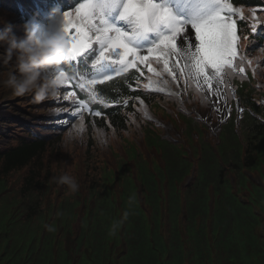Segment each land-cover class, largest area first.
<instances>
[{"label": "trees", "instance_id": "obj_1", "mask_svg": "<svg viewBox=\"0 0 264 264\" xmlns=\"http://www.w3.org/2000/svg\"><path fill=\"white\" fill-rule=\"evenodd\" d=\"M81 1L55 0V3L49 0V13L54 14L55 9L57 12L72 9L71 5L75 6ZM232 1L235 3V0ZM20 4L28 18L35 21L41 17L32 0H20ZM239 5L243 8H264V0H242ZM260 40L261 37L256 39ZM263 58L262 53L255 57L258 66L264 63ZM70 67L72 65L67 67L69 72ZM136 77L134 69L123 79L116 78L105 89V104L115 102L118 96H127L131 92V86L126 82L132 83ZM101 87L103 86L98 85V90ZM190 89L196 91L194 85ZM76 90L82 100L88 101L86 93L77 88ZM199 95L203 98L200 93ZM130 101L131 99L126 105L120 104L109 111V122L116 127L115 131H110L109 124L104 120L105 106L99 103V98L97 102L90 104L101 115L95 116L91 112L83 115L86 144L82 158L86 174L85 186L87 190H91V194L87 196L90 210L83 216V224L78 230L74 226L75 220L69 222L66 217L69 211H75L73 198L64 199L60 193L56 204L51 203L52 196L47 201L43 200V193L55 188L58 174L56 166L43 169V166L49 165L51 146L60 148V165L72 163L73 158V169L75 168L74 133L71 132L68 136L66 131L41 128L35 135L30 133L20 137L14 144H9L0 151L1 172L5 175L17 173L21 180L19 187L14 188L15 182L0 179V264H264V237L254 230L260 224V218L253 213L250 202L242 204L229 188L223 189L227 182V168L232 167L239 172L241 163L254 165L258 155H264V124L255 119L246 122V128H253V131L248 133L244 145L234 139L225 143L229 148L225 151L222 163L215 157L199 161L203 178L199 180L196 177L190 185L189 192L199 191L195 198L196 204L187 200L186 242L182 241L183 234L178 229L176 215H172L174 209L169 210L168 236L163 238L158 232L157 224L153 229L148 227L147 217L138 199L135 196L131 198L125 192L121 198L131 201L127 224L119 235L112 230L116 216L113 213L114 205L108 198L112 191L110 156L116 159L121 173L129 170L126 160L116 150L115 141L128 143L129 149H126L129 154L143 161L130 138V123L133 120L142 122L138 113L132 110ZM227 126L230 125L224 127ZM98 127L105 129L106 137L103 140L96 139L92 134L93 129ZM247 132L248 129L245 133ZM46 133L50 134L44 136ZM154 138V132L149 130L146 133L147 141L154 142ZM107 140L111 141L109 145H106ZM240 147L244 148L242 158L239 156ZM165 156L169 173L174 175L179 170V153L174 152L175 161L171 164L167 152ZM211 180L215 182L219 193L214 202L211 233L208 234L204 189ZM156 198L155 192H150L149 199ZM198 212L202 218L196 228L194 217ZM35 219L47 223L41 235L38 232L40 223L33 225ZM113 234L115 238L110 243L109 239Z\"/></svg>", "mask_w": 264, "mask_h": 264}, {"label": "snow or ice", "instance_id": "obj_2", "mask_svg": "<svg viewBox=\"0 0 264 264\" xmlns=\"http://www.w3.org/2000/svg\"><path fill=\"white\" fill-rule=\"evenodd\" d=\"M256 11L253 8L245 15L244 8L234 7L232 0H82L63 13L68 55L53 71L68 76L62 85L65 91L55 97L56 103L67 101L68 106L55 108L53 113L70 112L83 120L81 109L86 110L87 103L75 91H68V85L86 93L88 103L99 98L107 107L105 89L131 69L142 72L140 66H144L156 77H149L145 89L182 97L194 85L212 110L221 114V121L225 113L231 114L230 96L237 99L242 115L245 109L232 80L245 78L244 65L252 64L245 44L249 52L255 50L256 34L264 33V18L257 20ZM70 65L78 69L71 76L65 71ZM165 74L173 82L182 79V89L173 92ZM98 85L103 87L98 90ZM115 102L127 104V100ZM144 115L151 119L146 111Z\"/></svg>", "mask_w": 264, "mask_h": 264}, {"label": "rangeland", "instance_id": "obj_3", "mask_svg": "<svg viewBox=\"0 0 264 264\" xmlns=\"http://www.w3.org/2000/svg\"><path fill=\"white\" fill-rule=\"evenodd\" d=\"M7 2L10 4V7H15L14 3L12 0H7ZM82 2V1H81ZM78 5V4H77ZM75 5L73 9L77 6ZM16 9V7H15ZM264 9V8H261ZM17 10V9H16ZM246 11L247 9L244 8ZM68 11V9L64 10L62 13V18L63 19V13ZM260 12V10L258 11ZM61 13H57V15L53 18H51L50 24H49V29L46 28V23L40 22V28L43 30H48V31H58L62 30V27L60 26L58 21H55L54 19L60 15ZM20 12L17 10L16 15H19ZM4 16L2 13H0V19L3 18ZM60 20V21H61ZM52 23L53 27H60L57 30H53L50 28V25ZM259 35L262 36V40L257 44L254 45L253 48L255 50L249 52V48L245 47L244 51L251 57L252 59V68L256 66L253 55L254 52L257 50L264 48V33L259 32ZM2 46H0V52H2ZM141 67V66H140ZM153 68H159V65L153 64ZM4 70V65L2 62H0V71ZM133 69L129 71V73L132 72ZM52 72H54L52 70ZM148 72V71H147ZM51 74V72L49 73ZM262 76V74H261ZM264 76L259 77L256 76V78L263 79ZM232 83L236 85V92L238 95H241L243 98L247 100V107L251 112H255L258 110L257 106L252 102L251 98L252 97H261L264 99V92L257 90L253 85H248L245 83L244 79H241L240 76H236L233 78ZM70 85H68L67 88H69ZM1 90H3V95L0 96V107L2 108L1 112H4L9 115L7 116L8 118H11L13 123L9 124V126H3L2 121H0V151L3 150L7 145L9 144H14L20 137H25L27 134H30L31 130H34L35 132H39V130L44 128L45 126H49L51 128L54 127L56 130L59 125L62 123H58L59 121H67L68 116H63V114H54L53 109L55 108L54 105L56 104V100L52 99L51 96L48 98L49 102L42 104V101L37 103L33 99V95L30 94V97L27 95H23V97H18L16 99L12 98L11 94V89L5 88L1 86ZM65 88L61 87L56 95L58 96L60 93L64 92ZM1 98L6 99L8 101H3ZM31 99V101H29ZM183 102L185 104L192 103L194 102L185 95L182 98ZM53 103V104H52ZM0 108V109H1ZM152 110L154 111V106H152ZM6 111V112H5ZM69 113V112H67ZM66 114V113H65ZM33 116V117H32ZM85 116V115H84ZM2 115L0 114V120L2 119ZM27 118V124L22 126L19 125L22 118ZM73 117V116H72ZM67 118V119H66ZM81 118L78 117L76 119V124L80 123ZM53 122V123H52ZM7 124L6 122H3ZM72 124V122L68 123ZM67 124V125H68ZM15 125V126H14ZM14 126V128H13ZM11 128V129H10ZM187 133L184 138L185 140L189 141V144L191 145V148L193 149L194 152H196L197 156H200V158H213L215 157L218 162L222 163L224 161V155L225 151L229 148L228 146L225 145L227 141H230L232 139L236 140L238 142V137L233 133V129L231 126L224 127L219 136L221 139V144L216 145L214 148L210 147L207 145L203 140L198 141V148H195L192 145V132H197L199 136L203 137V132L202 131H208L206 127L203 125H200L199 123H196V127L194 125V122L189 121L186 124ZM148 131H156L159 129L155 124H149L148 126ZM248 133L253 131V128H247ZM192 130V131H191ZM202 130V131H201ZM212 132V131H210ZM213 133V132H212ZM214 134V133H213ZM160 143V145L163 147L164 142L161 140L156 141V145ZM52 144V143H50ZM125 144H128L125 142ZM171 149L176 153H179V162H178V168L179 170L176 171L175 175H169L168 172L164 169H161L160 166L156 161L153 163H148V162H143L141 164L137 165V177L138 179H144L146 182V188L148 192L154 191L155 193H158L159 190H163L162 195H157V198L153 200V202L149 203L146 202L145 205L147 207V211L150 212V214L153 216L154 220H156V216L160 215L161 213V208L162 206H167L170 209H174L172 212V215H178L182 211V207H185L186 211H188V202L187 200H191L193 203L196 204V194L198 193L199 190L195 191H187L185 193H181L180 190L178 189V182L182 178V176L190 171V166L189 163L186 162L184 159L186 156L184 154V150L182 149V144L181 145H176L173 144L170 146ZM59 153H60V148H55V146H51L50 153L49 155V165L43 166V169H49L52 166L59 167ZM95 154V153H94ZM152 154V153H151ZM150 154V155H151ZM161 159L166 163L168 160L165 155L161 157ZM71 162H73V158L71 159ZM96 165V170H97V163L95 159ZM203 171V170H202ZM202 171L198 166V170L195 174V178L198 177L199 180H202ZM13 173V172H11ZM92 174H94V171H92ZM98 176V175H97ZM73 179V176L71 177ZM0 179H7L8 181L15 182L14 188H18L20 184V177H18L17 173H13L11 175H5L1 172L0 169ZM240 182H243L244 177L240 175L237 178ZM166 182H168L166 184ZM166 185V186H165ZM127 189V193L129 196L132 198V196L136 197V189L134 186V181L131 176L129 178L126 177L123 185ZM210 186L213 188V194L214 197L216 198L219 193V189L216 187L214 181H208L205 185V199L211 197L210 195ZM230 189L228 185V181L226 184L223 186V189ZM191 190V189H190ZM59 191V187L56 184V187L53 190V194L55 195ZM17 194L16 192H14ZM73 196V187L70 186L68 183L65 187L63 192L61 193L62 198H67L68 200H72ZM250 200H254V197L251 196L249 198ZM79 202V199H78ZM184 202V204H183ZM127 204V203H126ZM78 205V203H77ZM198 206V204H197ZM200 213V212H198ZM168 216H169V211H168ZM71 215L68 216L67 220L71 221ZM39 224V220L35 219L33 221V225ZM158 226V224H157Z\"/></svg>", "mask_w": 264, "mask_h": 264}, {"label": "clouds", "instance_id": "obj_4", "mask_svg": "<svg viewBox=\"0 0 264 264\" xmlns=\"http://www.w3.org/2000/svg\"><path fill=\"white\" fill-rule=\"evenodd\" d=\"M0 46H4V51L0 52V62L4 65V70L0 71V86L11 89L15 96L32 94L39 103L56 95L68 79L67 75L52 72L68 55L67 37L62 30H43L26 22L25 35L18 37L8 22L0 29ZM60 181L76 187L68 175L61 176Z\"/></svg>", "mask_w": 264, "mask_h": 264}, {"label": "bare ground", "instance_id": "obj_5", "mask_svg": "<svg viewBox=\"0 0 264 264\" xmlns=\"http://www.w3.org/2000/svg\"><path fill=\"white\" fill-rule=\"evenodd\" d=\"M50 5V4H49ZM1 108V107H0ZM2 111V108L0 109V114L3 116L2 117V119L0 120V121H2V125L3 126H9V124H11V123H13V121L14 120H12L11 118H8L7 116H9L8 114H7V112L6 113H4V112H1ZM33 117V116H32ZM21 120V122H20V124L19 125H22V126H24V125H26V123H27V118H22V119H20ZM3 122H6L7 124H5V123H3ZM15 126V125H14ZM14 126H13V128H14Z\"/></svg>", "mask_w": 264, "mask_h": 264}]
</instances>
